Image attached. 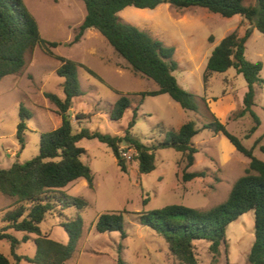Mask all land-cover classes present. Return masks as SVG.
<instances>
[{"label":"rangeland","instance_id":"obj_1","mask_svg":"<svg viewBox=\"0 0 264 264\" xmlns=\"http://www.w3.org/2000/svg\"><path fill=\"white\" fill-rule=\"evenodd\" d=\"M35 18L41 38L56 42L49 48L54 56L71 60L82 67L77 69L83 95L73 99L69 115L74 130L85 128L122 136L131 110H127L118 121L109 118L112 104L122 95L127 96L137 110L131 136L146 146L164 139L166 132L177 130L183 123L192 121L199 132L191 139L197 149L194 162L186 172H203L202 177L183 181L184 161L170 147L154 151L155 169L147 174L137 170L130 149L125 159L126 173L117 166L112 152L96 139H82L78 146L85 150L82 161L93 175L92 187L78 179L61 189L68 196H80L86 208L80 213L83 226L77 247L64 264H117L118 247L124 264H181L170 253L161 236L141 225L131 213L151 211L166 205L181 204L190 208L208 210L223 202L233 183L248 167V159L235 151L221 134L202 129L213 114L226 129L238 137L246 148L253 147V155L264 161V85L255 87L252 111L259 119L255 132L249 133L253 122L249 115L241 118L236 113L242 108L246 83L242 75L233 68L223 73H214L204 85L202 75L213 48L227 34L236 31L242 36L247 29L251 34L245 43V59L251 63L261 62L259 77L264 79V35L239 15L223 18L205 9L189 8L176 10L161 4L153 10L126 7L118 13L119 18L146 32L164 45L174 48L173 59L177 69L172 73L178 85L193 94L197 111L183 110L167 94L147 96L141 99L140 92L156 90V84L134 74L126 62L109 46L94 29L86 30L79 40L72 43L81 24L85 9L79 0H23ZM254 0H245L252 5ZM42 48L36 47L25 55V65L16 75L0 80V168H8L14 162H25L38 154L39 136L56 129L60 117L55 107L44 97L53 93L62 97V79L56 75L59 62ZM93 71L96 79L85 68ZM22 104L30 113L25 120L23 148L16 138L19 122L18 106ZM81 114L86 119L75 124L74 116ZM127 149L123 150L124 152ZM14 200L0 194V229L2 215L12 208ZM126 211L123 216L125 238L115 231L99 233L95 229L97 218L108 212ZM73 208L67 211L54 210L40 224L50 238L66 243L67 235L60 227L65 216H73ZM253 212L237 217L226 228L225 241L220 246V257L212 261L206 241L194 242V253L198 264H248L247 256L253 242ZM20 239L23 234L9 230ZM29 235L20 243L17 255L32 257L35 253L33 239ZM0 253L10 255V245L0 240ZM17 264H29L21 261Z\"/></svg>","mask_w":264,"mask_h":264},{"label":"trees","instance_id":"obj_2","mask_svg":"<svg viewBox=\"0 0 264 264\" xmlns=\"http://www.w3.org/2000/svg\"><path fill=\"white\" fill-rule=\"evenodd\" d=\"M83 2L85 15L72 40L75 43L88 29L97 31L123 59L134 74L152 80L156 90L139 93L141 99L147 96L167 94L183 110L197 111L195 96L182 89L173 72L178 65L173 59L174 48L164 45L146 32L122 21L118 13L126 7L153 10L161 4H168L176 10L201 8L223 18L241 16L256 31L264 35V0H254L252 5H244L245 0H79ZM251 34L247 29L242 36L233 31L224 36L211 51L202 75L205 85L214 73H223L233 68L242 75L246 83V92L242 98V108L237 118L249 115L253 125L249 133L259 126V119L252 111L255 87L264 85L259 77L261 62L251 63L245 59V43ZM58 46L41 38L35 18L25 6L23 0H0V80L9 75L18 74L25 65V55L34 48H42L48 55L54 56L49 48ZM59 62L56 75L62 79V97L53 93H44V97L55 107L60 117L59 126L39 136L38 154L25 162H14L8 168H0V194L14 200L13 206L2 215L3 227L0 240L10 245V255L14 264L24 261L29 264H64L73 255L82 232L83 221L80 213L87 202L80 196H68L61 189L68 184L83 179L92 187L93 175L82 161L85 153L78 143L82 139H96L110 149L117 166L126 173L125 159L121 153L132 149L135 153L137 170L147 174L155 169L154 151L170 147L178 152L184 161L183 181L202 177L203 172H186L192 166L197 149L191 139L199 132L192 121L183 123L177 130L165 133L164 139L154 145L146 146L133 138L130 129L135 125L137 110L141 102L134 107L130 99L122 95L109 112V118L118 122L127 110H131L126 129L122 136L91 132L85 128L73 129L69 115L73 99L82 96L77 69L82 67L71 60L54 56ZM85 68V67H84ZM86 72L100 80L90 69ZM31 113L22 105L18 106L19 122L16 138L20 149L23 148V134L27 129L25 120ZM76 125L86 119L84 115L74 116ZM213 134H221L234 147L235 151L248 159V167L231 186L227 198L208 210L190 208L181 204L166 205L151 211L134 212L138 222L162 237L171 255L181 264H198L194 253L195 241H206L212 261L220 257V246L224 243L227 226L237 217L248 211L253 212V242L247 256L248 264H264V161L253 155V147L246 148L240 139L226 129L213 114L211 120L202 126ZM264 136V135H262ZM264 152V145L260 147ZM73 208V216H65L60 227L67 235L66 243L50 238L40 224L54 210L67 211ZM126 211L101 214L95 223L99 233L115 231L125 238L123 216ZM9 230L20 232L17 239ZM35 236V253L32 257L17 255L16 247L25 243L28 236ZM117 264H124L118 247ZM0 264H11L7 256L0 253Z\"/></svg>","mask_w":264,"mask_h":264},{"label":"built area","instance_id":"obj_3","mask_svg":"<svg viewBox=\"0 0 264 264\" xmlns=\"http://www.w3.org/2000/svg\"><path fill=\"white\" fill-rule=\"evenodd\" d=\"M129 152H130V149H127L125 152L123 151L122 153H121V155H122V157L124 158V159H129Z\"/></svg>","mask_w":264,"mask_h":264}]
</instances>
